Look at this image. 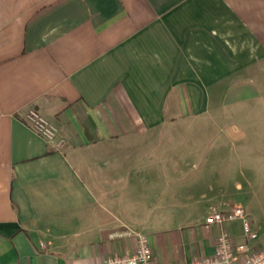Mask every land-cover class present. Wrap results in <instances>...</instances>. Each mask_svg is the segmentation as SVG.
Instances as JSON below:
<instances>
[{
  "label": "crops",
  "instance_id": "0c3cea01",
  "mask_svg": "<svg viewBox=\"0 0 264 264\" xmlns=\"http://www.w3.org/2000/svg\"><path fill=\"white\" fill-rule=\"evenodd\" d=\"M249 190H264V0H0V264H103L136 234L156 264L189 263L221 230L245 242L239 221L204 224L237 206L264 247Z\"/></svg>",
  "mask_w": 264,
  "mask_h": 264
},
{
  "label": "built area",
  "instance_id": "2783aa9c",
  "mask_svg": "<svg viewBox=\"0 0 264 264\" xmlns=\"http://www.w3.org/2000/svg\"><path fill=\"white\" fill-rule=\"evenodd\" d=\"M23 123L42 138L53 151H61L65 147L66 139L61 135L58 128L35 109L27 111L23 117ZM231 221L240 222L245 238L244 243L235 244L228 233L221 230L214 239L215 251L212 256H203L184 264H264V247L250 244L257 239V232L242 207L237 206L225 212H213L206 217L204 224L206 226H220ZM122 236L130 237L131 234L126 231L119 235V237ZM134 241L135 244L130 254L111 255L103 260V264H156L152 258V249L147 239L136 234Z\"/></svg>",
  "mask_w": 264,
  "mask_h": 264
},
{
  "label": "rangeland",
  "instance_id": "374dc122",
  "mask_svg": "<svg viewBox=\"0 0 264 264\" xmlns=\"http://www.w3.org/2000/svg\"><path fill=\"white\" fill-rule=\"evenodd\" d=\"M247 192H248L249 195L248 196L247 195L244 196V199L246 200V202L250 201V200L252 201L253 198L251 199V197H253L252 194L255 192V195L257 194V196H256L257 198L253 200L254 201L253 204L256 206L257 203H260L263 206L262 209H264V190L263 191L262 190H259V191L258 190L257 191L256 190L255 191L249 190ZM257 199H259L258 202H256ZM253 204H252V202H249L247 204V208L252 210V208L255 207V206H253Z\"/></svg>",
  "mask_w": 264,
  "mask_h": 264
}]
</instances>
